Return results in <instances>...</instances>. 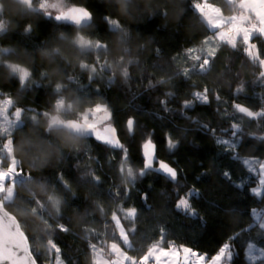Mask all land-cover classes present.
<instances>
[{"label":"trees","instance_id":"16d2710c","mask_svg":"<svg viewBox=\"0 0 264 264\" xmlns=\"http://www.w3.org/2000/svg\"><path fill=\"white\" fill-rule=\"evenodd\" d=\"M212 1L229 12L240 10L238 2ZM65 2L67 7L86 5L94 10L93 35H113L103 18L106 13L117 14L114 0ZM150 10H154L153 19H149ZM45 11L55 14L51 9ZM38 15V20L31 21L32 33L24 35L29 20L13 16L9 9L0 11V20L8 23L5 18L10 17L12 21L7 34H0V45L27 49L34 57L31 67L35 76L20 89L19 76L6 81L5 69L0 67V89L3 95L12 96L16 105L34 112L55 98V77L40 76L47 65L38 52L57 43L53 39L57 31L72 32L76 25ZM133 17L121 20L132 29L131 54L139 58L128 83L118 72L107 69L105 49L96 56L92 79L86 70L81 72L58 58L60 67L73 76L66 82V90L81 89L80 97L91 107L101 105L109 110L108 122L117 126L126 153L88 136L80 147L63 149L59 160L53 158L43 171H33L23 181L8 178L2 183L7 207L20 219L40 264H93L96 246L107 247L111 241L140 257L161 236L164 245L172 241L209 257L228 243L233 253L232 259L224 258L228 264H264V260L255 262L247 257L249 244L264 247V202L262 193L251 191L263 176L246 162L250 157L264 160V37L254 35L258 47L254 56L249 45L243 47L240 42L222 41L211 47L215 31L198 8V0H151L147 7L142 4L133 11ZM79 25L91 28L90 23ZM254 25L250 27L253 32L260 31ZM0 55L2 60L9 58ZM86 58L91 60L90 55ZM198 92L208 95L201 107ZM91 107L81 115L100 117ZM29 127L30 118L11 135L0 132V160L7 167L12 162L9 141L13 147V140ZM148 141L157 144L160 159L170 162L178 173L182 170L178 183L153 169L141 175L146 166L142 152ZM168 143L175 144V149L169 150ZM18 168L26 174L28 162L19 160ZM32 178L45 180L48 192L63 199L60 213L46 196L27 194L34 190ZM11 182L14 193L9 199ZM191 189L196 194L189 196ZM144 193L146 202L141 198ZM185 196L190 202L187 207L198 215L176 209ZM133 208L134 220L129 221L123 212ZM61 226L67 232L60 230ZM118 231L121 235L129 232L131 249L119 239ZM52 246L59 247V255L50 251Z\"/></svg>","mask_w":264,"mask_h":264},{"label":"clouds","instance_id":"9594fccd","mask_svg":"<svg viewBox=\"0 0 264 264\" xmlns=\"http://www.w3.org/2000/svg\"><path fill=\"white\" fill-rule=\"evenodd\" d=\"M52 2L53 0H0V11L9 9L13 16L28 19L29 22L24 25L23 34L30 35L34 27L32 19L38 20L39 13H44V17H50L46 14L45 9L41 8V5ZM114 3L117 14L106 13L104 16L107 17L105 22L109 25V31L113 33L110 38H101L99 34H92L95 31V25L92 24L95 12L88 6L82 5L86 7L91 20L90 30L84 29L79 24L75 25L72 32L61 29L53 37L57 43L51 47L41 48L38 52L40 59L47 65L46 68L41 69L40 76L55 77V82L52 84L55 98L50 100L47 107L37 109L35 113L31 114V127L26 131H21L19 139L13 140V154L18 160L28 162L26 174L29 177L33 171H43L51 164L53 158L59 160L63 149L78 148L82 141L88 137L87 131L77 130L73 122L82 123V118L87 113H84L83 116L81 114L84 109L91 107V104L80 97L81 89L66 90V82H71L73 76L60 67L58 58L64 63L70 64L74 69H80L81 72L86 70L89 79H92L93 69H96L94 64L96 56L100 49H105L104 63L107 69L112 73L118 72L124 83L129 82L131 68L138 63L139 58L131 54L132 29L121 23V20L122 18L133 19V11L140 9L142 4L147 7L151 0H114ZM154 15V10H150L149 19H153ZM5 19L8 23L0 20V34L2 35L7 34L10 30L9 25L12 23L10 17ZM18 26V24L15 25V27ZM80 38L88 41L90 46L81 47ZM0 53L9 57L0 60V67L5 69L4 79L6 81L19 76V88L23 89L30 79L35 80L31 67L34 64V57L28 53L27 49L18 50L12 44L0 45ZM89 55L91 60L86 58ZM18 69H25L28 76L21 79ZM18 99H22V97H18ZM21 108L23 107L21 106ZM49 137L54 139H49ZM33 164L35 167L32 166ZM125 182H127V178H125ZM30 187L34 190L27 194L36 196L38 192L40 195L46 196L51 207L57 213L61 212L63 199L48 192L45 180L32 178ZM32 215H36L35 210Z\"/></svg>","mask_w":264,"mask_h":264},{"label":"snow or ice","instance_id":"6c2138e0","mask_svg":"<svg viewBox=\"0 0 264 264\" xmlns=\"http://www.w3.org/2000/svg\"><path fill=\"white\" fill-rule=\"evenodd\" d=\"M42 9H56L59 12V15H56L51 12H47L46 14L50 16H54L56 21H68L71 20L75 24H79L82 20L85 24L91 23V20L88 16V11L86 10L85 6L82 5H74L71 7H67L64 3V0H55L50 4L41 5ZM257 14L260 19L264 20V7H257ZM252 15L251 9L247 13L244 14L240 18V20L233 26L232 32L233 33H242L241 36H237V39H243L244 44L243 47H247V45L252 44V40L254 35L259 34L260 37H264V26L260 27L259 32H253L252 29L246 24V19ZM107 20V17L103 18ZM110 22V21H109ZM79 43L81 47H89L90 44L88 41L84 40L83 38L79 39ZM99 47V45H97ZM256 48L258 50L257 44ZM247 54V53H246ZM103 70V65L101 66ZM20 73V78L24 79L28 76V72L24 69H18ZM93 72H96V69H93ZM45 79L47 77H44ZM112 82V81H110ZM39 84V82H35L34 85ZM2 94V93H0ZM201 102H204V98H199ZM103 106H98V111H103ZM77 130H85L87 131L88 135L92 134L89 129L92 127L87 123V120L83 123L73 122ZM132 122H129L128 126H131ZM101 141V140H98ZM105 143V141H102ZM218 143H223V141H218ZM111 145L114 149H120L122 153H126V148L120 144H108ZM167 147L169 150L175 149L176 145L172 143H168ZM143 156V152H142ZM126 157L122 156V159ZM19 170V171H18ZM18 172H22L21 169H18ZM147 171V169H146ZM153 171L157 173H164L165 176L173 183H178V176L182 173L175 172L174 170L162 169L157 167L153 169ZM129 174L131 175V170H129ZM145 173H141L144 175ZM227 175V173L225 174ZM5 181H8V176L5 175ZM260 183L264 185V177L261 178ZM151 187V185H149ZM176 190V189H174ZM252 192L256 193L258 190L256 188L251 189ZM196 190L191 189L189 190V196L195 195ZM126 195H129V192H126ZM141 198L146 202L147 201V193L142 194ZM9 199L11 197L9 196ZM176 209H183L185 212L189 213L190 215H198L191 211L190 207H185L182 203L176 204ZM134 212L135 209H130L129 211L123 212V216L125 219L132 221L134 220ZM264 227V225H262ZM60 230L67 232V228L61 226ZM119 232V231H118ZM131 233H135L136 229L132 228L130 230ZM119 239L122 241L124 245H126L129 249L133 247V244L130 242L129 239V232L126 231L125 234L121 235L119 232ZM27 236L23 235L20 230H17L14 226L5 232L2 236H0V262H10V264H37L35 257L31 254V250L29 247L26 246ZM163 241V236H161L160 240L153 243L150 247H148L146 253L141 255L139 258L128 255L127 252L123 251L120 245L116 242H113L110 246V256L114 258L105 259V253L103 248L100 250V258L93 261V264H148L150 260H153L155 264H200V262L206 259L205 256L199 255L198 253L194 252L193 249L189 247L181 246L183 255L181 256L180 250L176 247H168L164 248L161 247V243ZM171 244V242H170ZM249 256H252V248L253 245L249 244ZM92 249V246H91ZM54 250L58 255L60 253V249L58 246L50 247V251ZM233 253L230 250V245L228 243H224L218 250L217 254L211 257V264H221L222 260L227 257L229 260L232 259Z\"/></svg>","mask_w":264,"mask_h":264},{"label":"crops","instance_id":"0c3cea01","mask_svg":"<svg viewBox=\"0 0 264 264\" xmlns=\"http://www.w3.org/2000/svg\"><path fill=\"white\" fill-rule=\"evenodd\" d=\"M227 1L229 3L238 2L240 5V10L229 12V11H226L222 7L221 4L216 3L212 0H198V5H199L198 8L202 12L203 16L205 17V19H206L207 23L209 24V26L211 27V29L213 31H215V33L211 37L210 43H209L211 45V47H213V48L216 47V45L222 43V41H231L233 43H239V42L244 43L243 39H239V40L237 39V36L242 37L243 34L242 33H233L232 29H233V26L235 24H237V22L240 20V18L242 16H244V14L249 11V9H251L252 15H250L246 20L254 19V21H255L254 26H256L259 30H260L261 26H264V20L260 19V17L257 14V7H264V0H227ZM252 31H253V29H252ZM255 32H257V30ZM252 42H253V40H252ZM246 160H248V166H250V169L254 173H256L257 175L260 174L264 177V160L251 158V157L247 158ZM5 171H6V175L8 176V178H10V176H11L10 171L6 170V169H5ZM4 182H5V178L0 174V190L5 189L4 185H2V183H4ZM258 187H261V189L258 190L257 189ZM254 188H256L258 190V193H262L263 202H264V185H262L260 183L258 186H255ZM11 189H10V192L6 195V198H9V196L11 197L12 194L14 193V187L13 186H11ZM111 244H112V241L108 243L107 247L99 246V245L96 246V248H95V260L100 258L101 248H103V250H104V253H105L104 258L105 259L114 258L113 256L109 255ZM170 245L175 246V244L172 241H171V244L165 245V246H170ZM165 246H162V244H161V247L166 248ZM176 247L180 248L181 246L178 247L176 245ZM184 247H189V246H184ZM121 249L123 251L127 252L128 255L134 256L127 249H124L123 247H121ZM193 251L198 253L199 255L206 257V259L204 261L200 262V264H211V257L212 256L209 257L207 254L199 253L194 249H193ZM180 254H181V256L183 255L182 249H180ZM134 257H136V256H134ZM137 258H139V257H137ZM148 264H155V262L153 260H150L148 262ZM221 264H226L224 259L222 260Z\"/></svg>","mask_w":264,"mask_h":264},{"label":"rangeland","instance_id":"374dc122","mask_svg":"<svg viewBox=\"0 0 264 264\" xmlns=\"http://www.w3.org/2000/svg\"><path fill=\"white\" fill-rule=\"evenodd\" d=\"M53 2H55V0H53ZM64 3H65L66 8H67V4H66L65 0H64ZM51 10H53L55 13L58 12L56 9H51ZM252 44H250L248 46V49H249V52L254 56L255 55L254 52L257 49H256L255 42H252ZM0 60H2L1 55H0ZM0 93H2V94H0V132L3 134H6V135H11L12 132L14 131V129L18 125L24 123L27 119L30 118V115L35 113V112L34 111H28L25 107L21 108V106L16 105L14 98L10 95H3V91L1 89H0ZM197 94H198V98L203 97L204 101L208 100V95L206 94V92H198ZM202 104H203V102H201L199 99V107H201ZM98 106H101V105H98ZM94 107H96V105L92 106L91 108H94ZM100 114H101L100 117L95 116L92 119H91V117L85 115V120H87V122L93 126H97V127L103 126L104 124L108 123V120L110 119V115H109V113H105V114L100 113ZM102 122H103V124H102ZM7 150H8V153L11 155L12 162L7 167L6 165L3 164L2 160H0V174L5 178V175H6L5 169H6V170L10 171V174H11L10 179L23 181V179L25 177H24L23 172H18L19 171L18 170L19 169L18 168V161L19 160L13 154V147H12L11 141H9V143L7 145ZM246 162L248 163V160H246ZM13 183L14 182H11L12 185L10 184V186H9L10 188H11V186L14 187ZM257 189L260 190L261 187H258ZM1 191H2V189L0 190V194H1ZM180 203H182L185 207L189 206V204H190L189 199L186 196L181 199ZM122 230H125L124 226H122ZM123 234H125V231L123 232ZM113 242H116V241H112V243ZM116 243H118L121 247L126 249L119 242H116ZM161 244H162V246H165V245H163L164 243H161ZM251 244L253 245L252 256H249V254H248L249 248H247V257L250 260L255 261V262L256 261L263 262V260H264V247L259 246L257 243H251ZM170 246L176 247V245L175 246L170 245ZM170 246H165V247L168 248ZM178 247H179V245H178ZM189 248H191V247H189ZM177 249L180 250L182 248L180 247ZM226 264H228V263L226 262Z\"/></svg>","mask_w":264,"mask_h":264},{"label":"water","instance_id":"95a60500","mask_svg":"<svg viewBox=\"0 0 264 264\" xmlns=\"http://www.w3.org/2000/svg\"><path fill=\"white\" fill-rule=\"evenodd\" d=\"M56 15H59V12L55 13ZM72 22L71 20H68ZM82 25H86L83 20L79 23ZM84 121H82L83 123ZM89 124V123H88ZM91 125V124H89ZM89 129V131L92 133L88 136L94 137L97 140L105 141L107 144H120L123 146V140L120 137L119 130L115 124L112 122H108L104 124L103 126H93ZM143 154L145 157V168L142 170V173H146V169H155L157 167H160L162 169H172L175 172L178 173L175 166H173L170 162L160 159L158 156V147L157 144L148 141L144 144ZM161 174H164L161 172ZM15 227L17 230H20L23 235L27 236L26 240V246L30 248L31 254L35 257L37 264H40L39 260L37 259L32 244L29 238V235L25 231V229L22 226V223L20 219L17 217L15 213H13L6 205L5 199L3 197V194H0V236L5 234L8 230H10L12 227ZM0 264H10V262L4 261L0 262Z\"/></svg>","mask_w":264,"mask_h":264},{"label":"built area","instance_id":"2783aa9c","mask_svg":"<svg viewBox=\"0 0 264 264\" xmlns=\"http://www.w3.org/2000/svg\"><path fill=\"white\" fill-rule=\"evenodd\" d=\"M233 6H237V4L236 3H233L232 4ZM246 22V24L249 26V27H251L252 25H254V23H255V21H254V19H249V20H246L245 21ZM103 111H99L100 113H103V114H105V113H109V110L106 108V107H103ZM91 111H95V112H97L98 111V107L96 106V107H94V108H91ZM24 174V173H23ZM32 176V175H31ZM24 177L25 178H27V174H24ZM25 178L23 179V180H25Z\"/></svg>","mask_w":264,"mask_h":264}]
</instances>
